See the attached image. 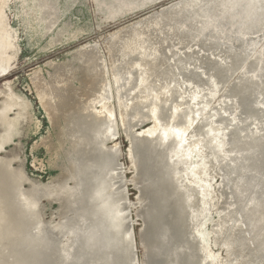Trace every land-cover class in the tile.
Returning a JSON list of instances; mask_svg holds the SVG:
<instances>
[{
  "label": "rangeland",
  "instance_id": "rangeland-1",
  "mask_svg": "<svg viewBox=\"0 0 264 264\" xmlns=\"http://www.w3.org/2000/svg\"><path fill=\"white\" fill-rule=\"evenodd\" d=\"M157 1L161 0H0V27L4 34L3 46L0 47V88L5 85V82L14 83L27 103H31L32 117H34V120L32 121L31 119L28 124L26 136H24L22 142L21 160L24 174L33 181L54 184L50 186L52 191L47 193L48 195L46 194L42 200V209L48 222L57 223L61 221L72 206L70 199L73 196L72 190L78 183L79 172L76 174L71 172L69 174L72 178H70V175V177H66L67 179L65 178L64 182L66 184L64 183V186L66 190H70L71 198L68 199L69 202L67 200V206L66 204L61 205L59 200L61 198L60 193L62 194L63 190L55 177H59L61 171L68 170L67 168H71L72 165H68L70 160L63 156L59 145H55L54 148L50 147L51 149L48 146L49 138L56 141L55 129L41 106L40 98L36 93L35 83L38 78H47V73L52 71L51 65L47 63H60L70 58V53L79 49L87 51L96 47L102 55L105 68H107L106 77L109 82L110 94L109 107L113 110L112 122L115 125L119 144L131 234L135 241L136 264H147L148 261L151 264H212L213 260L218 264V260H222L224 263L226 257L230 258V264L234 262L237 264H264V255L256 251L259 248L255 247L253 238L251 240L248 239V243L252 246L254 245L256 249L253 256H247L244 250H235L237 252L227 255L229 248L225 245L224 240L220 239V236L219 238L216 236L217 234H214V242L212 244L210 241L208 243L204 242V236L194 239L193 237L189 238L195 222L192 212L188 210L186 213L184 221L187 223V227L182 230L180 226L181 219L170 217L168 210L174 205L183 204L182 199L186 200L188 198L186 197L185 199V196H189L192 202L204 201V208H206L205 199H201L204 191L199 192L192 188L190 190H181L182 195L180 193L170 195L168 197L170 199L167 200L166 194L168 195L172 191L171 189L164 190L163 187L164 180L167 179L168 181L171 177L169 179L170 186L175 176L185 172V163L187 160L189 161L187 158L190 155L192 156L193 149H189L186 145L191 143V138L195 136L192 132L202 122L205 123L207 121L208 124L210 122L213 129L207 132H210L211 138H215V142L216 139L220 141L219 147H212L215 149L214 151L209 147L208 150L210 151L207 153L212 154L218 151L222 157H225L223 161L230 160L229 154L232 153L231 151L236 152L239 147L243 148L245 146H239V143L245 144L248 142L246 144L248 146L250 141V144H254L259 138L263 141L264 0H162L160 3H155ZM168 2L171 3L168 4ZM203 4L207 8L203 11V14L196 15V12H199L198 9H203L199 5ZM184 5L186 6L182 9L184 18L179 28H177L179 30L178 34L170 35L160 50L172 48L171 50L176 53L199 51L203 58L208 57L209 53L206 49L214 50V52H217L214 60L223 63L220 70L217 71L219 76L220 74L222 75V80L209 79L205 75L208 84L206 83L204 89L194 99V112L196 111L197 118L190 130L182 137L181 145L183 146L175 150L176 156L169 164H165L161 170H156L154 174L147 176L145 180H141L139 174L145 171L147 165L160 163L161 159L159 157H155L159 160H157V163L156 159L154 158V162L152 157L163 150H160L162 147L158 148L159 150H154V152L151 149L152 151L148 152L149 155L146 153L149 156L148 160L144 161L146 165L136 168V158L130 154L132 142L129 135L131 133L128 132L129 128L127 129L123 125L120 117L119 107L123 104L126 105L128 100L119 95L122 94L120 92L122 88H119L120 80L117 78V67L122 63V58L120 59L119 56L122 57V45L125 42L131 43V45L133 42H137V44L140 43L139 45H141L143 42H152L158 35H163L164 32L161 26L164 23H162V19L166 18L165 21L170 23L166 12ZM140 12L145 13L140 18H136V15ZM149 20L155 23L152 29L155 32L153 35L145 28L140 30V26ZM198 33L201 34V44L197 43V41H190L186 42L188 46L184 48L179 41H176V39L181 38L180 35L186 36L184 37L185 39H190V37L192 38ZM114 48L115 50H113ZM133 53L136 54V52ZM220 54L221 57L217 58ZM223 58L227 59L226 63L222 61ZM225 59L223 60L225 61ZM208 61L211 62L212 60L209 59ZM226 64H232L234 67L227 68ZM222 71L227 72L223 73ZM184 86L185 88L192 87L194 83L189 82V85ZM135 123L137 124L133 129L134 135L153 125L149 119L143 120L139 124L138 121ZM199 127L197 134L203 130L201 126ZM175 129L173 128L172 131ZM205 134L207 135L206 132ZM223 139L227 140L225 144L222 143ZM243 139L246 141H243ZM253 147L254 145H252L251 150H253ZM263 147L264 144L261 147H255L256 155L262 161V166L264 165ZM209 154H203V157L206 159L207 155L211 156ZM69 155H71L69 158L74 160H72L74 164L78 162L76 167L80 171L86 156L77 160L78 158L75 159L72 154ZM180 158L186 160V162L179 163ZM63 162L64 164H62ZM60 167L61 169H59ZM262 168L264 169V166ZM225 184L226 179L223 171L220 166L216 165L212 170V179L209 185L211 191L215 194L217 202L216 206L211 208L209 216H207V220L210 219L205 225V233L210 232L212 224L219 221V217H221L220 209L227 191ZM224 186L226 191L223 190ZM187 191L188 195L185 194ZM52 192H55V195L49 196ZM147 194L149 195L147 196ZM52 196L55 199H52ZM156 196L160 198L157 199ZM162 196L166 198L163 199ZM228 198L231 199L230 195H228ZM65 207L67 209H64ZM150 215L153 220L150 221L151 224L147 222V227L144 222ZM172 225L175 226L177 231L176 238L173 235H169L170 238L167 236ZM145 230L147 232H144ZM181 237L183 238L181 239ZM186 237L187 240L193 243L190 244L189 241L186 243ZM216 237L218 238L217 242H215ZM198 246L200 247L198 248ZM208 246H211L214 255L204 258V255L210 249ZM200 249H202V252L199 253ZM158 255H161L163 262L158 263L155 259L153 260L152 257ZM186 255L191 256L192 260L188 261L185 259L180 263L181 258ZM193 257L199 258L197 259L198 261Z\"/></svg>",
  "mask_w": 264,
  "mask_h": 264
},
{
  "label": "bare ground",
  "instance_id": "bare-ground-1",
  "mask_svg": "<svg viewBox=\"0 0 264 264\" xmlns=\"http://www.w3.org/2000/svg\"><path fill=\"white\" fill-rule=\"evenodd\" d=\"M160 2H162V0L155 3ZM199 6L203 9H198L199 12H196V15L198 16L203 14V11L207 8L205 4ZM183 7L185 8L186 6L176 7L175 10H168L166 12L170 23L165 21L166 18L162 19V23H164L161 26L164 32L163 35H158L152 42H143L141 45H139L140 43L137 44V42H133L132 45L131 43L128 44V42H125V44L122 45V57L118 55L120 59L122 58V63L117 67V78L120 80L119 88H122L120 91L122 94H119V92L118 94L128 100L126 105L123 104L119 107L120 117L123 125L126 126L127 129L129 128L128 132L131 133L129 135L130 141L132 142L130 154L136 158V168L141 165H146L144 161H147L149 158L146 153L152 150L154 152V150H159L161 147L162 148L160 150H163L162 152L160 151V153L158 152L156 156L152 157L154 162V158L159 157L161 159L160 161L158 158H155L156 163L158 160L160 162H158L159 164L154 165L151 163L147 165L145 171L143 170L144 172L141 173L140 171L142 170L139 171L141 174H138L141 180H145L147 176L154 174L156 170H161L165 164H169V162L174 159V156H176L175 150L183 146L181 145V141L183 140L182 137L188 130H190V127L194 124L197 118V113L196 111L194 112V99L206 86L207 81L205 75H207L209 79L216 78L217 81L222 80V75L220 74L219 76L217 71L220 70L223 63L221 61L214 60L217 52H214V50H211L208 47H206L208 48L206 49L209 53L208 57L204 58L200 55L199 51L176 53L171 50L172 48H164L160 50L164 46L163 43L167 42V38L170 35L178 34L179 30L177 28H179L180 23H182L184 18V13L182 11V9H184ZM192 11L194 10L192 9ZM150 21L151 20L141 25L140 30L145 28L147 31H150L151 35H153L155 32L152 29L154 28L155 23ZM200 35L201 34L198 33L192 36V38L190 37V39H185L184 37L186 36L180 35L181 38L176 39V41H179L182 47L186 48L188 46L186 42L197 41V43L201 44ZM126 46L127 48H125ZM115 48L113 50H115ZM147 50H149V52H147ZM133 52H136V54ZM70 55L71 57L65 59L63 62L47 63L48 65H51L52 71L47 73V78H38L35 83L36 93L40 98L41 106L55 129L54 134L56 141L49 138L48 146L49 148H54L55 145H59V149L62 151L63 156L70 160L68 161L70 162L68 165H72L71 168H67L68 170L66 171L60 170V176L55 177L57 179L56 181L60 184L61 189L63 190L62 194L60 193L61 198L59 201L61 205L66 204V206L68 205L67 200L71 197L70 190H66L64 186V183L66 184L64 180L71 174V172L75 174L79 172L76 167L78 162L77 164L75 163V165L73 162L74 160L72 159V161L69 158V156H71L69 154H72L75 159L78 158L77 160L86 156L90 150L89 134L92 127H94L96 123L112 122L113 117V110L109 107L110 94L109 82L106 77L107 68H105L104 60L98 48L93 47L87 51L79 49L78 51L70 53ZM220 57L221 54L218 55L217 58ZM206 58H209L212 61L209 62V59ZM223 59L222 61L226 63L227 59H225V61ZM226 67L230 68L234 66L232 64H226ZM189 82L194 83V86L185 88L184 85H189ZM6 84H10V82H5V85ZM252 87L250 88L251 91ZM28 104L31 106V103ZM31 119L32 121L34 120L32 115L29 122H31ZM146 119H149L153 125L144 129L141 133L134 135L133 129L137 124L135 122L138 121L139 124ZM205 123L202 122L201 125L196 126L197 129L192 132L195 136L191 138V143L186 145L189 149L193 148L192 156L190 155L189 158H187L189 161L187 160L186 162L184 159H179V163L186 162L184 169L185 172L182 173L183 175L178 174V176H172L174 179L172 178L173 182L170 183V186L169 179L171 177L168 181L167 179L164 180V186H162L164 187V190L171 189L172 191L168 195L166 194L167 198H165L167 200L170 199L168 198L170 195H177L178 193L181 194L182 191L186 189L190 190L192 188L199 192L204 191V195L203 197L201 195V199H205L207 207L204 208V201L199 200L198 203L192 202L189 196H185V199L186 197L188 198L186 200L182 199L183 204L174 205V207L170 208L171 210H168V213L172 218L176 217L181 219L180 226L183 230V228L187 227L184 217L188 210L192 212V217L195 218V222L192 226L193 229L191 230V237L189 238L193 237L194 239L196 237L201 238L204 236L203 238H205V241H203L206 243L210 241L212 244V242H214V234H217L216 236H218V238L220 236V239L224 240L225 245L229 248V253L227 252V255H230L232 252H237L235 250H244L247 253V256H253L256 250L254 245L259 248L256 251H259L264 255V169L262 168L264 165L262 166V161L255 152L257 147H261V145L264 144V139L262 141V139L259 138L256 142H254V144H250L251 141L249 140L250 142L248 146L250 147L246 146L248 142L245 144L242 142V144L239 143V146L242 145L243 147V145H245L246 147H239L236 152L231 151L232 153L229 154L230 160L228 161H223L225 157H222L218 151H216V153H210L211 156L207 155V158L205 159L203 154H209L207 153L210 151L208 150L209 147L213 149L212 147H219L220 145V141L216 139L215 142V138H211L209 135L210 132H207L213 129L210 122L209 124L207 121ZM199 126L202 127L207 135L203 130H201V132L199 131L200 133L197 134V130L200 128ZM173 128L176 129L172 131ZM65 138L68 139L65 140ZM226 141V139H223L222 143L225 144ZM243 141L246 140L243 139ZM65 144L67 146L66 148ZM252 145H254L253 150H251ZM214 150L215 149H213V151ZM185 156L187 157V155ZM62 164H64V162ZM216 165L220 166L223 171V175L226 179L225 185L227 187V191L224 186L223 190L226 191V195H224V202L220 209L221 217H219V221L212 224V228L210 232H207V234L205 233V225L210 219L209 218L207 220V216H209L211 208L216 206L217 202L215 200V194L211 191L209 185L212 179V170L216 167ZM59 169H61V167ZM70 178H72V176ZM51 184L49 185L51 186ZM72 184H74V182H72ZM52 193L49 194V196L55 195V192ZM185 194L188 195V191ZM148 195L149 194H147V196ZM228 195H230L231 199L228 198ZM53 197L54 196H52V199H55ZM70 200L72 201V198ZM64 209H67V207ZM151 215L148 216L147 219H145L146 217L144 218V223H146L147 227V222L153 220ZM173 225L171 226L167 236L169 237V235H173L176 238L177 231ZM144 232L147 231L145 230ZM182 238L183 237H181V239ZM218 238L216 237L215 242H217ZM252 238L255 242H253V246L248 243V239L251 240ZM185 241L186 243L189 241L187 240V237L185 238ZM192 243L190 242V244ZM133 245L135 250L134 238ZM199 247L200 246H198V248ZM209 248L210 249L208 250V253L204 255V258H209L214 255L211 246ZM201 250L202 249L199 250V253L202 252ZM198 254L196 255L198 256ZM160 256L158 255L152 258L153 260L155 259L156 262L160 263L163 262V258ZM185 259L190 261L192 260V257L186 255L184 258H181L180 263ZM229 259L230 258L226 257L224 263L222 260H218V264H230ZM147 264H151V262L149 263L148 261ZM212 264H216V261L213 260ZM232 264L237 263L234 262Z\"/></svg>",
  "mask_w": 264,
  "mask_h": 264
},
{
  "label": "water",
  "instance_id": "water-1",
  "mask_svg": "<svg viewBox=\"0 0 264 264\" xmlns=\"http://www.w3.org/2000/svg\"><path fill=\"white\" fill-rule=\"evenodd\" d=\"M31 111L14 83L1 86L0 264H136L114 123L92 127L72 206L50 223L42 200L52 189L25 175L21 160Z\"/></svg>",
  "mask_w": 264,
  "mask_h": 264
}]
</instances>
